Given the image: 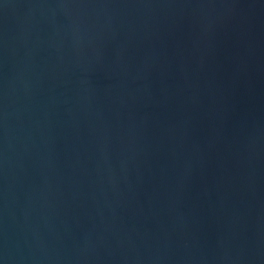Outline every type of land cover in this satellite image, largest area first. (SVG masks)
<instances>
[{
    "label": "water",
    "instance_id": "water-1",
    "mask_svg": "<svg viewBox=\"0 0 264 264\" xmlns=\"http://www.w3.org/2000/svg\"><path fill=\"white\" fill-rule=\"evenodd\" d=\"M0 264H264V0H0Z\"/></svg>",
    "mask_w": 264,
    "mask_h": 264
}]
</instances>
